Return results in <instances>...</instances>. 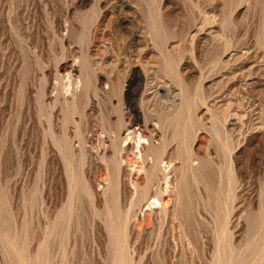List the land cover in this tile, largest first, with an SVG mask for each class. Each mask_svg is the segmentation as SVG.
Wrapping results in <instances>:
<instances>
[{"label":"rangeland","instance_id":"374dc122","mask_svg":"<svg viewBox=\"0 0 264 264\" xmlns=\"http://www.w3.org/2000/svg\"><path fill=\"white\" fill-rule=\"evenodd\" d=\"M0 264H264V0H0Z\"/></svg>","mask_w":264,"mask_h":264},{"label":"bare ground","instance_id":"6f19581e","mask_svg":"<svg viewBox=\"0 0 264 264\" xmlns=\"http://www.w3.org/2000/svg\"><path fill=\"white\" fill-rule=\"evenodd\" d=\"M64 72H66V69H64ZM70 74V73H69ZM69 74H68V76H69ZM69 78V77H68ZM71 78V77H70ZM65 79V78H64ZM70 80V79H69ZM71 83V82H70ZM68 85V84H67ZM70 87V86H69ZM67 92V91H66ZM129 129V128H128ZM126 130L128 133H127V135L122 139V143H124V142H129V141H131V142H133V144H134V153H135V150L137 151L134 155H135V161H134V166L133 167H136V166H138V164H140V160L142 161V163L141 164H145V160H144V153H142L143 151H142V149L144 148V147H147V142L149 141L148 139H146L142 134H136V132H133V131H129V130ZM126 144V143H125ZM127 145V144H126ZM146 145V146H145ZM149 147V146H148ZM150 148V147H149ZM148 161H150V160H148ZM152 161V160H151ZM193 161V160H192ZM165 162V161H164ZM163 160L162 161H159L158 159L156 160V161H154V162H152V164H153V166H152V170H151V172L152 173H150V174H152V176L150 177L151 179H152V177H153V175H154V177L153 178H155L156 176L155 175H157V174H155V173H161V172H164L163 174H165V171H167V170H170V163H166V164H164L163 165ZM141 164H140V166H141ZM193 164V162L191 163V165ZM146 165V164H145ZM143 167V166H142ZM134 170H135V168H134ZM144 170V169H143ZM133 171V170H132ZM137 171V170H136ZM138 171H141V169L140 170H138ZM144 172V171H143ZM168 172V171H167ZM139 173H142V172H139ZM146 173V172H145ZM166 179V178H165ZM168 180V179H167ZM166 181V180H165ZM134 184V183H133ZM166 187H168V185H169V180L166 182ZM133 187L135 186V184L134 185H132ZM136 187V186H135ZM167 190V189H166ZM145 192V191H144ZM142 193H143V191H142ZM145 196L147 195V191H146V194L145 193H143ZM143 194H141V195H143ZM149 196V195H148ZM148 196H146L147 198H148ZM142 197V196H141ZM143 198H144V196H143ZM146 198V199H147ZM142 199V198H141ZM143 200V199H142ZM147 201V203H146V205H145V207H144V210H145V212H147V211H155L156 210V208H159L160 207V205H163L162 203H161V200L159 199V197H150L149 196V198L146 200ZM143 210V211H144Z\"/></svg>","mask_w":264,"mask_h":264}]
</instances>
